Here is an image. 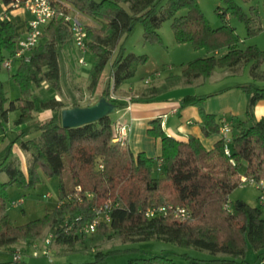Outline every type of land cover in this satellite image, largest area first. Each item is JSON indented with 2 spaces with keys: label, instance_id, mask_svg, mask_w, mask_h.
<instances>
[{
  "label": "trees",
  "instance_id": "16d2710c",
  "mask_svg": "<svg viewBox=\"0 0 264 264\" xmlns=\"http://www.w3.org/2000/svg\"><path fill=\"white\" fill-rule=\"evenodd\" d=\"M64 1L100 22V25L85 23L93 96L87 103L76 101L71 106L89 105L106 96L117 103V109L120 105L125 107L126 100L111 95L127 78L135 75L139 65L147 62L148 55L127 54L123 40L141 22L146 41L164 42L158 28L167 18L173 19L171 27L178 43L191 42L196 48L206 50V55L183 63L185 77L206 79L216 67H231L245 61L251 64L255 77L264 80V74H257V69L264 63V49L256 43L241 47L235 28L226 21L213 27L199 0H167L166 4H161L162 0ZM227 2L231 13L245 21L249 35L264 30V13L262 18L256 6L251 5L250 15L235 0ZM221 9L218 7L219 13L226 18L228 10ZM182 10L185 12L179 14ZM256 19L258 24L253 26ZM16 40L15 22H2L0 50L5 52L2 59L6 54L14 53ZM70 44H74V39L69 22L64 17L52 20L45 26L41 41L30 52V59L20 61L12 74L21 96L9 100L0 80V127L3 133L11 111H19L14 119L16 125L32 122L35 131H41L39 137L25 138L27 131L21 129L8 144L0 162V171L8 173V179L0 181V248H6L11 256L21 243L28 251H33L32 245L41 242L48 230L54 242L95 249L94 262L117 251L97 249L100 240L115 235L123 241L154 239L206 249L214 255L220 252L231 255L205 260L185 252L184 255L195 264H252L247 259V251L251 248L259 259L264 260L263 209L243 199L233 202L232 211L224 207L232 191L240 185L242 173L264 178V117L258 119L254 114V105L264 100V85L252 81L240 84L250 96L245 117L231 121V154L225 152L222 137L208 148L198 136L179 139L170 135L159 116L152 119L147 128L148 136L160 142L159 155L152 156L145 150L135 152L128 145L113 141L119 119L111 114L79 126H63L61 110L70 105L55 95L41 101L44 108L52 109L51 116L37 119L34 88L48 83L61 91L59 48ZM224 47L226 52L217 55ZM116 49L118 53L114 56ZM108 65L111 70L108 84L98 93L96 89ZM211 95L213 93H188L182 99V104L198 107L205 135L220 133L222 126L217 114L205 108V100ZM153 96L131 99L140 101ZM16 141L30 153L28 172L11 158L12 144ZM244 162L245 169L241 171ZM40 169L46 176L59 177V202L46 208L41 216L18 224L7 209L8 202L14 200L10 199L9 188L37 185L43 179ZM87 192H92L94 197H89ZM69 195L73 196L70 198ZM102 202H109L110 220H101L92 233L80 231L82 225L94 220ZM162 204L185 206L191 217L180 219L172 214L152 217L145 214L147 207ZM11 256L1 264H6ZM20 264L35 263L22 257ZM128 264L179 263L171 257L156 254L131 258Z\"/></svg>",
  "mask_w": 264,
  "mask_h": 264
},
{
  "label": "rangeland",
  "instance_id": "374dc122",
  "mask_svg": "<svg viewBox=\"0 0 264 264\" xmlns=\"http://www.w3.org/2000/svg\"><path fill=\"white\" fill-rule=\"evenodd\" d=\"M228 0H199L200 5L209 19L213 27L221 26L228 22L235 28V33L240 37L241 47H245L249 44L256 43L259 47L264 49V30L256 35L248 34V27L241 18L235 13H231L228 9ZM242 6L243 10L251 15V5L258 8L260 16L263 18L264 2L263 0H235ZM167 0H162L161 4H166ZM67 10L71 14H78L80 19L87 24L100 25V22L94 20L93 17L85 13L79 12L73 7V5L65 1ZM129 8L128 4H125ZM218 7L228 10L226 18L222 17L218 11ZM221 9V10H222ZM185 12L180 11L179 14ZM172 18L163 20L158 28V31L163 37L164 42L159 41H146L144 37V26L141 22H138L133 31L124 38L125 51L127 54L134 53L136 55L147 54L148 60L146 63H141L135 73V75L127 78L123 82L125 89L129 90L130 84L134 83L137 86H146L147 88H156L154 96L149 99L140 100L141 102L159 101L161 98L173 97L175 99L180 98L184 93L189 91H204L209 89L211 91H217L221 88L227 87L236 83H248L255 82L257 85H264V80L260 77H255L251 64L242 61L240 71L225 78L220 77L221 67H217L214 77L208 80L205 85L199 87L189 88L188 85L183 82L185 76L182 73L183 63H186L195 57L201 56L206 53L205 48H196L191 42L178 43L175 39L174 31L171 27ZM258 20L252 22L253 26H257ZM61 48V47H60ZM60 64H61V91L55 90L48 83H43L41 86H35L34 93L36 97V111L35 115L37 119H46L47 114L52 109L44 108L41 101L48 100L53 95L56 98L62 100L65 104L72 105L76 101L81 103H87L93 96L90 89V68L91 57L87 52L86 61L87 64L79 62V57L83 55L81 50L75 45L70 44L65 46L61 50ZM118 49L115 50L114 56L117 55ZM221 53L226 52V48H222ZM4 51L0 50V80L4 84V89L9 100L16 99L21 96L20 88L12 78V74L16 71L19 62L15 61L12 69H7L2 65V56ZM7 55V54H6ZM161 73L157 76L155 73ZM170 72H174V77H168ZM264 74V63L257 69V74ZM111 74L110 65L107 66L101 82L99 83L96 92L101 93L103 88L108 84V80ZM146 78L151 79L150 82H146ZM190 89V90H189ZM115 93V96L119 98V93ZM121 94V93H120ZM123 94V93H122ZM249 98V94L243 92ZM125 95L136 97L134 93H125ZM241 99V95L237 96L236 93L230 92L221 97L223 103L227 100ZM9 103V102H8ZM7 105V104H6ZM124 111V106H118L112 116L118 118ZM19 115V111H11L9 121L6 122L5 131L0 127V162L4 159L8 144L14 140L21 132V129H25L28 134L25 138L39 137L41 131L36 130L32 122L27 124L16 125L14 119ZM221 113L217 112L218 118H221ZM21 140V139H20ZM19 140V141H20ZM19 141L14 142L12 145L11 158L14 159L21 168L28 172L30 166V153L22 149L19 145ZM245 169V163L241 166V171ZM43 179L40 183L30 188H22L17 185H13L9 188L10 199L24 198V202L21 204H11L8 202L7 209L11 217L18 224L25 223L31 219L41 216L46 208L53 207L59 202V177L58 176H46L40 169ZM8 179L7 171H0V181ZM50 193L49 196H46ZM259 189L254 185L246 184L239 185L230 194V198L233 202L241 199H251L257 206H260L264 211V199L259 197ZM49 231L46 230L43 237L49 235ZM41 240V247L45 246V242ZM50 249L49 254L41 253L38 256L31 255L27 259L35 264H128L131 258L140 256H153L156 254L165 255L173 258L179 264H195L188 259L184 253L187 252L191 256L210 260L214 257H231L227 252H220L217 255L212 254L206 249H197L194 247H182L175 245L171 242H165L160 240H139V241H123L120 236H113L110 238H104L98 242L97 249L107 252L109 250H117L114 253L108 254L103 260L94 262L96 259L95 249H86L80 245L71 246L69 244L59 243L52 241L48 245ZM16 250H20L23 258H26L29 251L24 244H18ZM253 250V251H252ZM254 249L247 251V259L251 260L253 264H264V261L256 257H253ZM257 254V253H256Z\"/></svg>",
  "mask_w": 264,
  "mask_h": 264
},
{
  "label": "crops",
  "instance_id": "0c3cea01",
  "mask_svg": "<svg viewBox=\"0 0 264 264\" xmlns=\"http://www.w3.org/2000/svg\"><path fill=\"white\" fill-rule=\"evenodd\" d=\"M29 17L30 13L23 7L17 8L12 12V20L16 24L17 36L25 34L27 20ZM64 47L65 46H61L60 49H63V51H65ZM221 54H223L221 53V51L217 52V55ZM204 55H206V53L201 56ZM240 66L241 64L239 63L231 67H221L220 69L222 70H220V77L225 78L231 75H235V73L241 70V68L239 69ZM216 71L217 67L214 69L212 75L206 79L201 76L194 78L185 77L183 79V82H185L190 89L199 87L200 85H205L208 80L210 81V79L214 77ZM159 75H161V73L156 75V77ZM174 76V72H170V74L168 75V77L172 78ZM240 84L243 83H234L217 91H211L209 89H204V91H195L194 89V91L184 93V95H182L178 99L168 97L161 98V100L159 101L153 100L150 102H141L128 99L129 96L125 95V93H134L136 96H150L154 95L156 88H147L146 86L140 87L134 83H131L129 90H127L122 84L115 92L119 93L120 99H124L127 101V105L124 107V111L121 116H119L118 118H115L114 116L112 117L115 119H120L122 122L130 126V131L128 134V147H130L135 152L145 150L149 155H159V140L152 138L147 134V128L150 126V121L159 116H161L162 118V126L170 135L179 139H186L189 135H195L202 140L206 147L211 148L214 143L221 137V134L218 133L205 135L202 130V122L198 107L193 104H182V99L188 93H213V95L209 96L205 100V108L208 111L214 112L216 114L217 112L221 113L222 115L221 118H219L220 120H222L223 118H228L229 120L233 121L234 119L245 117L249 99L248 96L243 94V92H247L240 87ZM230 92L236 93L237 96L241 95V99L238 101L237 99H229L223 103V100H220L221 97L229 94ZM51 114L52 110L47 114L46 117L51 116ZM254 114L258 119L264 117V100H259L254 105ZM244 163L246 165V162ZM231 200L233 201V199ZM243 200L253 206H257L251 199L246 198ZM256 255V252H253V257H256ZM10 256L11 254L6 248H0V264L9 259ZM28 256L31 257L30 250L28 255L26 256V259ZM249 261L252 263L251 260Z\"/></svg>",
  "mask_w": 264,
  "mask_h": 264
},
{
  "label": "built area",
  "instance_id": "2783aa9c",
  "mask_svg": "<svg viewBox=\"0 0 264 264\" xmlns=\"http://www.w3.org/2000/svg\"><path fill=\"white\" fill-rule=\"evenodd\" d=\"M264 2V0H263ZM25 8L29 13L30 17L27 20V27L24 35L17 36L16 40V49L14 53L6 55L2 59V65L7 69H12L15 61H27L30 59V52L32 49L41 41L45 26L52 20L64 17L71 26L73 32V39L75 45L81 50L83 55L79 57V62L87 64L86 54L87 49V30L86 24L80 19L78 14H71L67 10V6L64 0H0V25L2 22L7 20H12V12L17 8ZM155 74H160L159 72ZM151 79L147 78L146 82H149ZM111 97L117 98L115 93H112ZM128 99H131L129 96ZM130 131V126L122 122L120 119L115 124V132L113 141L120 143L121 145H128V134ZM221 137L225 141V152L231 154L232 152V122L228 118L222 119V126L220 130ZM231 161L235 163V160L232 158ZM254 185L259 189V197L261 200L264 199V178L257 179L252 175H247L245 173L241 174L240 185ZM78 189H81L78 186ZM50 193H47L46 196H49ZM77 195V194H76ZM89 197H94L92 192H87ZM69 195L68 197H72ZM69 199V198H68ZM24 202V198H16L12 200L11 204H21ZM224 207L232 211L233 210V201L229 199L225 202ZM147 216H168L170 214L174 215L177 218L185 219L190 218V211L180 204H162L159 206H149L145 210ZM110 205L109 202H102L97 207V213L93 221L87 222L80 228V231L85 233H92L97 229V226L101 220H110ZM45 246L41 247V242L36 241L33 245L32 254L38 256L41 253L49 254L50 249L48 245L52 242V234L44 238ZM22 253L20 250H15L12 253L10 260L6 264H20L22 260Z\"/></svg>",
  "mask_w": 264,
  "mask_h": 264
},
{
  "label": "water",
  "instance_id": "95a60500",
  "mask_svg": "<svg viewBox=\"0 0 264 264\" xmlns=\"http://www.w3.org/2000/svg\"><path fill=\"white\" fill-rule=\"evenodd\" d=\"M117 109V103L102 96L89 105H74L61 110L62 124L65 127L79 126L110 115Z\"/></svg>",
  "mask_w": 264,
  "mask_h": 264
}]
</instances>
